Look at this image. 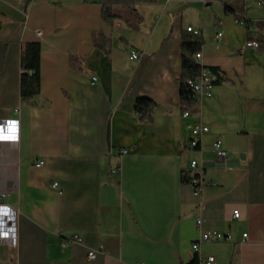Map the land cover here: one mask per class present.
I'll return each instance as SVG.
<instances>
[{
	"label": "crops",
	"instance_id": "1",
	"mask_svg": "<svg viewBox=\"0 0 264 264\" xmlns=\"http://www.w3.org/2000/svg\"><path fill=\"white\" fill-rule=\"evenodd\" d=\"M118 10L125 16L111 24L100 0H0V120L17 117L21 128L19 142L0 143V190L20 212L19 245L0 239V264H189L195 255L198 264H264V7L246 0L249 25L224 0ZM188 26L205 39L202 64L221 78L186 117ZM100 32L110 53L95 44ZM28 41L42 46L41 91L29 104L20 91ZM141 96L157 102L150 121L136 111ZM199 120L210 129L195 147L189 124ZM193 158L199 191L182 178ZM208 230L230 238L195 250ZM75 233L83 241L64 244Z\"/></svg>",
	"mask_w": 264,
	"mask_h": 264
},
{
	"label": "trees",
	"instance_id": "2",
	"mask_svg": "<svg viewBox=\"0 0 264 264\" xmlns=\"http://www.w3.org/2000/svg\"><path fill=\"white\" fill-rule=\"evenodd\" d=\"M92 1V0H86ZM158 0H100L102 5V16L108 23L124 18V14L118 10L119 6L126 7L130 12L137 11L138 2H154ZM264 7V0H258ZM225 10L233 12L236 19L240 22L250 24L251 19L241 15L245 10L246 0H224ZM1 26V22H0ZM205 43L203 35L191 30H184L182 34V72H181V101L185 105L184 110L191 109L198 103V98L188 89L187 82L198 77L202 71V64L197 59V52L201 51ZM96 46L110 53L113 41L104 33L100 32L95 40ZM41 62L42 46L40 41H28L22 46L21 52V79L20 91L22 103H31L36 95L41 91ZM213 68V67H212ZM217 70L215 67L213 68ZM157 106V102L149 96H141L136 100V111L141 119L150 121L152 113ZM198 174L192 175L190 170L183 171V181L193 183V178ZM199 257L195 255L189 264H198Z\"/></svg>",
	"mask_w": 264,
	"mask_h": 264
},
{
	"label": "built area",
	"instance_id": "3",
	"mask_svg": "<svg viewBox=\"0 0 264 264\" xmlns=\"http://www.w3.org/2000/svg\"><path fill=\"white\" fill-rule=\"evenodd\" d=\"M188 30H191L197 34H200V30L188 26ZM41 34V31H38ZM223 33L219 32L218 36L220 37ZM246 47L260 48L262 42L258 39H248L245 43ZM139 51L133 49L131 51V58H138ZM197 59L201 62L202 52H197ZM221 78L220 71L213 69L207 65L202 64V71L200 75L194 79H190L187 82V87L190 89L193 94L198 98L201 97L212 87L217 81ZM92 82L95 84L98 82V76H93ZM19 107H15V111L18 112ZM183 115L189 117L192 115V110L187 109L183 111ZM189 126L193 130V136L191 144L193 146H198L201 143L202 135L209 131V126L203 121L199 120L197 122H191ZM21 134L20 128V119L17 117H10L3 120H0V143L2 142H19ZM213 147L218 158H224L227 156V150L223 145L221 139H216L213 142ZM123 151H126L124 149ZM44 160L38 159L36 164H43ZM189 170L192 175L198 174L193 178V184L196 189L199 191L203 180V168L200 164V161L197 158H193L189 167ZM53 186H58L57 182L53 183ZM7 192L0 190V239L7 241L12 247H17L19 245V210L14 207L12 204L6 202L5 197ZM233 217H240V211L238 208L234 209ZM202 223V219H198V224ZM248 233H245L244 236L247 237ZM230 238V235L224 234L218 230H208L204 231L201 235L200 241L193 244V248L198 250L202 241H217ZM69 241L82 242L83 238L80 234L75 233L72 236L64 239V244H67ZM102 248V247H101ZM100 248V249H101ZM98 249L92 248L89 251V257H93L96 254ZM209 260H213L214 256H210Z\"/></svg>",
	"mask_w": 264,
	"mask_h": 264
}]
</instances>
